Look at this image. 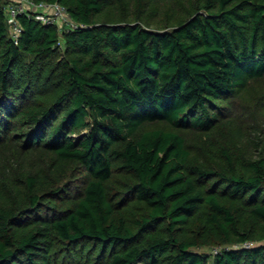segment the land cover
<instances>
[{"label":"trees","instance_id":"trees-1","mask_svg":"<svg viewBox=\"0 0 264 264\" xmlns=\"http://www.w3.org/2000/svg\"><path fill=\"white\" fill-rule=\"evenodd\" d=\"M31 1L73 25L0 0V264H264V0Z\"/></svg>","mask_w":264,"mask_h":264},{"label":"rangeland","instance_id":"rangeland-1","mask_svg":"<svg viewBox=\"0 0 264 264\" xmlns=\"http://www.w3.org/2000/svg\"><path fill=\"white\" fill-rule=\"evenodd\" d=\"M263 93L264 80L252 82L249 87V92L246 94V96L238 101H235L234 104L236 103L238 106H240V109L242 111L244 110L245 112H250L257 105V102L259 101ZM184 135L187 140V143L190 145L198 146L201 143V138L196 134L184 133ZM131 180L132 176L127 171L115 173L108 184L109 195L111 196V198H113L114 200H118L121 190ZM120 212L124 216L127 223L133 228H135L136 221L145 215L146 206L142 202L131 200L127 203V205H125V207ZM194 222H196V220H194ZM213 234L215 236L210 237L207 243H211L213 240L217 241V235L215 233ZM214 245L215 244H206L202 248V250H211L214 248Z\"/></svg>","mask_w":264,"mask_h":264},{"label":"built area","instance_id":"built-area-1","mask_svg":"<svg viewBox=\"0 0 264 264\" xmlns=\"http://www.w3.org/2000/svg\"><path fill=\"white\" fill-rule=\"evenodd\" d=\"M5 12L9 34L15 42L21 31L17 18L21 13L30 15L35 20L44 24H57L60 28L62 26L67 27L73 25L65 8L58 3H35L31 0H8L5 6ZM250 245L251 243L245 244V246Z\"/></svg>","mask_w":264,"mask_h":264}]
</instances>
